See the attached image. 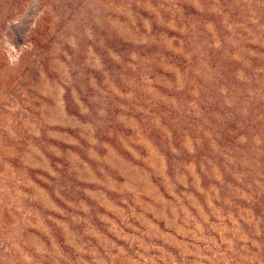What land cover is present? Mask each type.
<instances>
[{
	"label": "rangeland",
	"instance_id": "1",
	"mask_svg": "<svg viewBox=\"0 0 264 264\" xmlns=\"http://www.w3.org/2000/svg\"><path fill=\"white\" fill-rule=\"evenodd\" d=\"M0 264H264V0H0Z\"/></svg>",
	"mask_w": 264,
	"mask_h": 264
}]
</instances>
